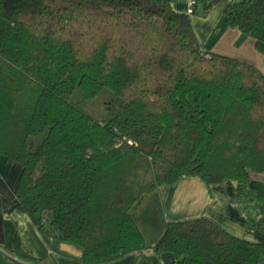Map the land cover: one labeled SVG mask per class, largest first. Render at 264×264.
Listing matches in <instances>:
<instances>
[{
  "label": "trees",
  "instance_id": "trees-1",
  "mask_svg": "<svg viewBox=\"0 0 264 264\" xmlns=\"http://www.w3.org/2000/svg\"><path fill=\"white\" fill-rule=\"evenodd\" d=\"M209 8L196 0L193 13ZM193 13L172 0H0V155L22 166L17 208L86 264L145 249L131 206L186 174L233 180L264 230V72L203 50ZM227 20L264 53V0L235 1ZM103 87L104 120L71 100ZM154 250L171 264L264 261V241L205 215L169 221ZM14 251L44 259L18 234Z\"/></svg>",
  "mask_w": 264,
  "mask_h": 264
},
{
  "label": "crops",
  "instance_id": "crops-1",
  "mask_svg": "<svg viewBox=\"0 0 264 264\" xmlns=\"http://www.w3.org/2000/svg\"><path fill=\"white\" fill-rule=\"evenodd\" d=\"M240 0H210L207 12L191 15L200 46L254 63L264 72V53L256 40L244 35L227 20L229 8ZM178 11L187 10V0H172ZM22 166L0 155V264H86L79 245L46 235L39 228V215H29L17 208L15 188ZM236 184L231 179L207 182L196 174L182 175L173 184H162L143 193L130 212L140 227L147 247L118 259L97 264H166L154 245L166 230L167 223L198 216H208L230 232L253 241H264V230L253 225L236 202ZM18 234L24 252L36 261L14 251Z\"/></svg>",
  "mask_w": 264,
  "mask_h": 264
},
{
  "label": "rangeland",
  "instance_id": "rangeland-1",
  "mask_svg": "<svg viewBox=\"0 0 264 264\" xmlns=\"http://www.w3.org/2000/svg\"><path fill=\"white\" fill-rule=\"evenodd\" d=\"M112 97H114V93L109 87H103L95 96L90 98L83 97L80 88H76L71 100L96 119L104 120L108 117L106 103Z\"/></svg>",
  "mask_w": 264,
  "mask_h": 264
},
{
  "label": "built area",
  "instance_id": "built-area-1",
  "mask_svg": "<svg viewBox=\"0 0 264 264\" xmlns=\"http://www.w3.org/2000/svg\"><path fill=\"white\" fill-rule=\"evenodd\" d=\"M196 4V0H187V12L193 13L194 12V6ZM257 264H264L263 260H259Z\"/></svg>",
  "mask_w": 264,
  "mask_h": 264
},
{
  "label": "water",
  "instance_id": "water-1",
  "mask_svg": "<svg viewBox=\"0 0 264 264\" xmlns=\"http://www.w3.org/2000/svg\"><path fill=\"white\" fill-rule=\"evenodd\" d=\"M162 257L167 264H171L173 262V253L170 251L165 252Z\"/></svg>",
  "mask_w": 264,
  "mask_h": 264
}]
</instances>
